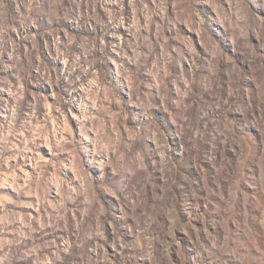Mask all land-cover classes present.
<instances>
[{
    "label": "rangeland",
    "instance_id": "obj_1",
    "mask_svg": "<svg viewBox=\"0 0 264 264\" xmlns=\"http://www.w3.org/2000/svg\"><path fill=\"white\" fill-rule=\"evenodd\" d=\"M5 2L7 8L0 7V62L4 66L0 71V264H121L126 251L110 246L118 224L104 225L102 239L100 232L95 238L91 235L97 228L94 199H100L105 209L107 205L91 191L89 176L84 174L87 169L81 171L74 165L64 170L82 190L78 209L68 198L69 185L63 171L50 183L46 182L51 159L47 133L60 122L57 99L64 94L58 88L54 90L51 80L42 87L37 84L46 75L41 69L63 68L66 46L83 62L89 49L102 45L103 53L93 51V55L107 58V66L114 70L112 75L122 82L129 95L143 94L149 101L155 96L163 108H167V102L174 95H186L185 88L199 94L190 77H211L205 83L214 88L213 81L219 82L222 88L225 78H235L238 72L247 70L253 79L242 82V86L255 89L256 99L248 117L255 121L260 118L264 90V47L251 32L257 21L264 24V8L252 0H203L195 6L192 0H107L106 3L105 0H83L78 10L84 15L75 28L68 21H62L61 30L41 15L33 14L31 26L24 30L18 23L24 9L17 10L14 0ZM101 3L105 6L101 7ZM224 10L235 11L247 21L248 35L243 45L225 38L229 30L223 22ZM206 13H211L217 21L211 31L206 26ZM14 28L17 30L13 31ZM89 68L85 65V72ZM105 77L106 84L100 80H90V83L103 87L109 95L115 93L116 106L109 114L115 127L119 119L116 107H124L125 97L107 72ZM79 96L85 100L86 91ZM87 111V103H81L72 109L71 116L62 118L66 137L79 139L78 117L85 116ZM163 114L167 116L168 111ZM234 115L236 119L229 117L233 126L245 119L242 112ZM124 118L126 121L131 118L127 108H124ZM25 120L30 121L27 125L30 132L25 130ZM125 128L131 134V124L126 123ZM249 130L253 137L264 135L255 124L249 125ZM223 157L229 165L237 162L241 165L238 172L242 179L234 191L231 208L233 213H239L241 208L247 210L240 228L255 250L260 244L256 239L258 229L264 230V199L254 197L253 193L257 186L264 189V155L257 153L253 140L245 137L242 143L226 150ZM70 158L74 159L75 153ZM208 172L207 165L193 161L192 175L188 177L195 181L192 188L172 189L177 201H190L193 215L198 213L203 219H190L177 209L178 222L191 223L192 231L176 234L180 251L169 250V264H188L185 242L195 247L193 232L198 235L203 229L208 208L215 206L217 200L227 199L223 183L218 185L221 196H214L211 205L206 206L201 199L202 195H209L200 190ZM57 204L59 211L54 207ZM233 227L225 224L221 231L230 236ZM208 235L211 240L215 233L209 230ZM121 239L127 242L131 235L121 233ZM104 240L109 244H104ZM223 254L232 255L229 250ZM154 255L149 252V258L140 264H153ZM233 260L234 264H247L239 253L233 255Z\"/></svg>",
    "mask_w": 264,
    "mask_h": 264
},
{
    "label": "clouds",
    "instance_id": "obj_2",
    "mask_svg": "<svg viewBox=\"0 0 264 264\" xmlns=\"http://www.w3.org/2000/svg\"><path fill=\"white\" fill-rule=\"evenodd\" d=\"M14 2L17 10L24 9L18 19L20 29L24 30L31 26L33 14L41 15L42 19L61 30L62 21H68L75 28L80 25L84 15L78 10L83 0ZM202 2L203 0H192L193 6ZM252 2L264 8V0ZM103 6L104 3H101V7ZM0 7L7 8L5 0H0ZM222 15L224 25L229 30L225 38L235 39L242 45L246 43L249 28L247 21L242 20L235 11L224 10ZM206 16V26L211 31L217 21L211 13H206ZM251 34L264 47V24L257 21ZM65 51L64 67L59 70L55 67L52 70L41 69L46 71V75L43 81L37 80L41 87L51 80L54 90L58 88L68 97L65 100L64 96H58L56 111L60 113L57 117L60 122L47 133L51 159L45 179L50 183L57 173L63 171L69 185L68 198L78 209L79 203H82L79 201L82 190L64 170L74 165L81 171L87 169L84 174L89 176L91 191L94 196L98 194L103 198L107 205L105 209L101 206L100 199H94L93 215L97 228L92 230V237L95 238L100 232L102 239L104 225L114 222L119 225V229H114L115 236L110 246L126 251L121 264H140L149 258V252L155 253L151 257L153 264H169V250L180 251L176 234L185 230L192 231L191 223L185 225L178 222L177 209L190 219H203L198 213L193 215L190 201H177L172 192L173 187L192 188L195 181L188 177L192 175V164L196 161L209 168L206 181L200 186L202 192L209 193L201 196L206 206L212 204L214 196H221L218 187L221 183L225 185L224 195L227 199L223 202L217 200L215 206L208 208V219L203 229L198 235L193 232L196 237L195 247L185 242L188 264H234L233 255L237 253L246 258L247 264H264V230L258 229L256 239L260 244L253 250L240 228L247 217V210L241 208L239 213H233L231 208L234 191L237 190L239 179H242L238 172L241 165L239 162L229 165L223 157L226 150L230 151L236 144L242 143L245 137L252 139L257 153L264 155V135L253 137L249 130V125L255 124L264 131V90L261 92L260 118L253 121L248 117L253 111L255 89L242 86V82L253 79L252 74L245 70L238 72L235 78H225L222 88L215 81V87H209L205 80H212L211 77H190L191 82L197 85L199 94H193L191 89L185 88L186 95H174L167 102V108H163L155 96L153 101H149L143 94L129 95L122 87V82L112 75L114 70L107 66V58L93 55V51L103 53L102 45L94 50L89 49L83 62L68 46ZM85 65L90 66L87 72L84 70ZM3 67L0 62V71ZM106 72L125 97L124 107H116L119 119L115 127L109 116L116 106L115 93L109 95L103 87L90 83V80H100L101 84H106ZM82 91L87 93V98L83 101L79 96ZM81 103H87L88 111L85 116L78 117L79 139L66 137L62 118L71 116L72 109L78 108ZM124 108L128 109L130 120H125ZM156 108L160 110L154 111ZM165 111H168L167 116L163 114ZM240 112L245 114V119L238 120L233 126L229 117L236 119L234 114ZM29 123V120H25V130L30 132L31 129L27 127ZM126 123L132 126L131 134L125 128ZM71 153H75L74 159L70 158ZM233 160L236 161V158L233 157ZM52 193L54 198V190ZM253 196L264 199V189L257 186ZM54 207L59 211V204ZM169 219L172 220L171 224L168 223ZM225 224L234 225L230 236H225L221 231ZM209 230L215 233L211 240ZM121 233L124 236L130 234L131 239L124 242ZM103 243L109 244L107 240ZM225 250H229L232 255L225 256Z\"/></svg>",
    "mask_w": 264,
    "mask_h": 264
}]
</instances>
